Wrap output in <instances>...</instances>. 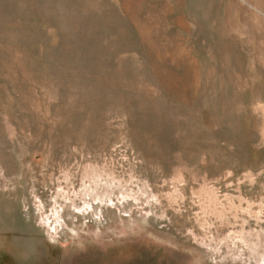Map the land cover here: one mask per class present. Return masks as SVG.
<instances>
[{
    "label": "rangeland",
    "instance_id": "rangeland-1",
    "mask_svg": "<svg viewBox=\"0 0 264 264\" xmlns=\"http://www.w3.org/2000/svg\"><path fill=\"white\" fill-rule=\"evenodd\" d=\"M0 264H264V0H0Z\"/></svg>",
    "mask_w": 264,
    "mask_h": 264
}]
</instances>
